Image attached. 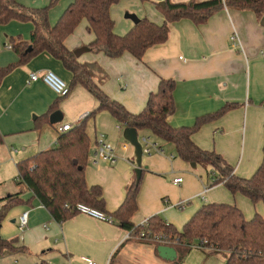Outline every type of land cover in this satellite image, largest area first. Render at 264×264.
Wrapping results in <instances>:
<instances>
[{
	"label": "crops",
	"instance_id": "1",
	"mask_svg": "<svg viewBox=\"0 0 264 264\" xmlns=\"http://www.w3.org/2000/svg\"><path fill=\"white\" fill-rule=\"evenodd\" d=\"M18 1L28 7L41 8L51 0ZM166 1L120 0L113 4L110 13L114 32L125 35L137 19L144 17L161 25L165 17L160 7ZM72 2L57 0L49 11L52 25ZM261 20L253 11L226 7L201 25L188 18L181 19L170 25L168 39L150 47L141 60L128 52L112 58L104 52L92 51L89 45L95 35L88 30L87 20L81 21L67 37L65 46L71 51L84 46L90 48L77 56L78 60L98 63L107 74L100 88L131 113L145 108L149 94L158 89L161 78L173 79L176 83L173 93L176 111L169 116L172 126L193 125L197 117L233 104L222 116L204 123L193 134V140L202 149L221 154L237 176L249 178L263 160L264 25ZM33 27L31 22L19 21L0 25V67L19 60L18 54L8 47L11 46L9 37L21 35L29 39ZM236 35L238 38L233 39ZM45 70L54 71L68 84L72 80L71 71L45 51L17 66L0 84V133L3 135L0 198L19 190L16 181L19 161L54 147L57 137L63 133L62 126H76L99 105L82 85H75L66 97L59 98L41 79L29 80L32 72ZM52 105L57 109L37 127V118L47 114ZM57 110L62 112L61 120L51 123L50 116ZM124 130L105 110L87 119L91 148L86 180L91 186H101L110 212L122 204L127 186L136 177L134 147L124 138ZM137 132L140 142L144 135L153 136L148 129ZM101 134L114 146L118 155L115 162L97 158ZM161 147L163 153H143L139 208L132 217L135 225L158 214L181 231L206 203L237 205L247 219L257 213L264 214L263 202L254 204L241 193L233 194L224 183L214 184L203 193L205 186L212 182L211 169L200 164L192 166L176 154L173 143ZM177 177L183 178L179 184L173 181ZM31 196L26 193L23 198ZM181 202L185 203L183 208L179 207ZM26 211H29L28 222L21 230L20 218ZM0 235L18 237L19 244L27 248L0 254V260L14 258V264H88V260L96 264H176L181 248L175 244L129 239L127 230L116 222L85 213L58 222L37 199L32 205L13 207L3 221ZM193 253V249L187 253L182 264H213L215 256L222 257L225 263L223 254L204 251L192 262Z\"/></svg>",
	"mask_w": 264,
	"mask_h": 264
},
{
	"label": "trees",
	"instance_id": "2",
	"mask_svg": "<svg viewBox=\"0 0 264 264\" xmlns=\"http://www.w3.org/2000/svg\"><path fill=\"white\" fill-rule=\"evenodd\" d=\"M119 1L73 0L57 23L52 25L49 11L57 0H51L41 8L25 6L18 0H0V25L19 21L31 22L34 26L29 39H24L21 35L9 37L8 43L18 54L19 60L0 67V84L17 66L46 51L71 71L70 91L75 85H82L99 101L97 109L85 119L59 134L54 147L17 163L16 181L19 190L0 198V229L13 207L32 205V201L37 199L58 222H64L77 214L75 205L84 203L110 216L126 230H141L140 226L132 222V217L139 208L138 195L142 179L137 182L136 177L133 178L127 186L124 201L114 212L107 209L101 186H91L86 180V166L91 148L87 119L103 110L110 112L122 128L150 130L162 150V144L173 143L176 154L182 159L210 168L212 182L208 184L209 187L224 183L231 193H241L254 204H264V146L263 160L256 172L249 178H242L234 173L233 167L221 154L204 150L193 140V134L204 123L222 116L233 108V104H227L215 113L197 117L193 125L172 126L169 116L176 111L173 94L176 83L173 79L161 78L158 89L149 94L145 108L139 113H131L121 102L111 99L100 88V84L107 79L105 70L98 63H81L74 51L65 46L67 37L81 21L87 20L88 30L95 35V40L89 45L92 51L104 52L112 58L128 52L141 60L150 47L168 39L170 25L176 21L188 18L201 25L225 7L250 10L262 19L264 0H167L160 7L165 17L161 25L146 17L139 18L125 35L114 32V20L110 13L111 6ZM55 109L56 105H52L47 114L38 117L37 127L44 118L48 120L49 113ZM2 142L3 135L0 133V144ZM26 193H31L32 196L24 199L23 195ZM148 222L146 230L163 232L178 240L173 243L181 247L176 264H182L196 241L201 246L198 249L207 254H223L224 264H264V214L257 213L247 219L237 205L206 203L195 212L181 231L158 214L150 217ZM26 250L25 246L19 244L18 237L4 238L0 235V254Z\"/></svg>",
	"mask_w": 264,
	"mask_h": 264
},
{
	"label": "built area",
	"instance_id": "3",
	"mask_svg": "<svg viewBox=\"0 0 264 264\" xmlns=\"http://www.w3.org/2000/svg\"><path fill=\"white\" fill-rule=\"evenodd\" d=\"M238 38L237 35L233 37V39ZM237 43L234 42V45L237 46ZM11 48V46H8ZM41 79L44 83H46L57 96L59 97H65L70 93L69 84L66 80H64L62 77H60L57 73H55L52 70H45L41 73L38 72H32L30 74L29 80L36 81ZM73 127L72 124H66L60 128V131H67ZM141 143L143 145V153L144 154H151V153H163L164 150L159 148L158 144L155 142V137L152 135H144L142 136ZM96 155L98 159L107 160L110 162H115L118 159V155L115 153L114 146L105 139V135L101 134L98 138L97 142V151ZM34 167V166H33ZM31 167V169L33 168ZM174 183H181L183 181L182 177H177L173 179ZM209 189V186L206 185L204 188L203 193H205ZM202 197L204 198V195L202 194ZM185 205L184 202H181L179 204L180 208H183ZM74 209L78 213H85L89 214L101 219H105L109 222H113V219L102 213L99 210H96L84 203H78L75 205ZM28 214L29 211H26L22 214L20 218V229L22 230L24 226H26L28 222ZM148 219L142 221L138 226H140L141 230L138 232H134V229L127 230L126 237L133 240L143 241V242H155V243H162V244H173L177 243V239H172L168 235H166L163 232H152L149 230H146V227L148 226ZM196 247H201L198 243ZM88 264H96V262L92 260H88Z\"/></svg>",
	"mask_w": 264,
	"mask_h": 264
},
{
	"label": "water",
	"instance_id": "4",
	"mask_svg": "<svg viewBox=\"0 0 264 264\" xmlns=\"http://www.w3.org/2000/svg\"><path fill=\"white\" fill-rule=\"evenodd\" d=\"M261 23L264 25V16L261 20ZM90 50L89 47H80L76 50H74V53L76 56H80L82 53L85 51ZM62 117V112L57 110L53 112L50 116V122L55 123L59 120H61ZM124 138L134 147V153H135V158H136V168H135V174H136V181L139 182L142 176L143 172V164H142V158H143V145L140 142L138 138V132L136 128L128 127L125 128L124 130ZM77 163V161H75ZM192 166L195 167V163H191Z\"/></svg>",
	"mask_w": 264,
	"mask_h": 264
},
{
	"label": "rangeland",
	"instance_id": "5",
	"mask_svg": "<svg viewBox=\"0 0 264 264\" xmlns=\"http://www.w3.org/2000/svg\"><path fill=\"white\" fill-rule=\"evenodd\" d=\"M16 175L14 177H16ZM14 177L11 178L13 180V182L9 181L11 184L14 183ZM11 238H13V237H11ZM193 245H194L193 246L194 253H193V257H192V262H195L197 260L198 256L201 257L203 253L200 249H198V247H196L198 245V241L194 242ZM13 262H14V258H9V257H5V258H2L0 260V264H14ZM213 264H224V259L222 257L215 256V257H213Z\"/></svg>",
	"mask_w": 264,
	"mask_h": 264
}]
</instances>
